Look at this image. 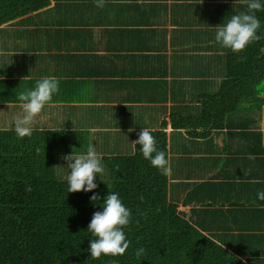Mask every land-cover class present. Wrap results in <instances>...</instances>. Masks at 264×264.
Masks as SVG:
<instances>
[{
	"label": "trees",
	"instance_id": "obj_1",
	"mask_svg": "<svg viewBox=\"0 0 264 264\" xmlns=\"http://www.w3.org/2000/svg\"><path fill=\"white\" fill-rule=\"evenodd\" d=\"M84 3L0 0V29L33 21L49 25L46 31L56 30L62 36L54 40L66 42L80 40L85 26L90 28L88 24L101 25L104 30L118 29L106 16L105 2L102 8L96 6V0ZM146 3L140 13L149 22H140L150 25L149 33L158 32L160 21L152 20L150 12L156 5L164 4L157 0ZM179 8L181 5L177 4L176 10ZM256 15L261 22L258 34L264 37V11ZM23 29L30 30L27 26ZM114 40L115 36L98 38L100 46L109 50L112 46L105 42ZM112 50L109 55H84L78 65L83 60L88 69L103 70L105 65H113V60L120 65L119 49L115 48L113 53ZM224 65L226 77L217 88L208 90L203 83L199 87L190 85V90L183 89L184 93L179 94L180 103L170 114L173 128L185 131L184 140L190 142L188 151L181 149L179 143L176 147L173 136L169 141L165 130L149 129L156 138V147L165 151L170 162L171 172L167 176L144 159L140 146L135 144L131 153L101 156L104 172L97 174L95 182L99 187L93 192L68 193L70 169L60 158L74 149L86 152L90 140L84 131L58 126L59 115L52 117V125L44 116L35 119L30 137H18L14 125L1 127L0 264H264V200L257 195L264 191V136L262 131L251 129L250 117H231L243 101L248 102L244 105L246 115L264 106V87L258 86L264 78V38L253 41L239 53L229 49ZM11 80L0 79V103H5L1 101L4 99L11 102L13 94L3 86V82ZM126 88L132 96L129 90L133 87ZM77 89L65 99L87 93L83 85ZM173 89L176 95L174 86ZM184 101L197 104L181 103ZM191 108L194 110L189 112ZM161 125H167L166 118ZM225 127L232 136L240 135L247 141L245 151L255 156L256 163L245 155L239 173L224 171L195 181L182 201L174 200L178 186L173 184L179 183L176 178L181 165L175 169L172 162L176 157L170 154L171 150L184 151L187 156L194 154L201 164L217 162L222 156L208 153L219 149L213 134ZM251 142L254 147H250ZM27 186L31 187L30 192L26 191ZM96 192L101 199L93 202L90 197ZM109 192L119 193L131 210L130 223L124 228L131 244L124 255L102 254L99 259H92L87 249L94 237L88 232V224L94 212L102 211ZM222 197L224 204L230 205L223 206ZM180 204L191 205L190 217L179 209ZM141 247L146 251L137 259L135 252Z\"/></svg>",
	"mask_w": 264,
	"mask_h": 264
},
{
	"label": "crops",
	"instance_id": "obj_2",
	"mask_svg": "<svg viewBox=\"0 0 264 264\" xmlns=\"http://www.w3.org/2000/svg\"><path fill=\"white\" fill-rule=\"evenodd\" d=\"M80 1L86 2L84 4L88 2ZM146 1L104 0L106 16L118 29L104 30L101 25L88 24L90 28L85 26L80 40L76 41L66 42L63 39L55 41V37H62L56 30L46 31L49 25L33 21L26 24L12 23L5 26L6 28H1L0 79H12L10 82H3V86L8 87V92L14 97L9 98L11 102L5 99L1 101L14 103L15 108L20 109L18 96L21 92L33 89L36 82L45 76L57 77L58 93L53 95L52 100L35 119L44 116L53 122L50 124L52 125L55 123L52 117L59 115L57 125L84 131L100 156L131 153L135 145L133 141L143 128L163 129L168 133L169 141L175 132L185 135L183 129L173 128L170 118L173 110L171 111L169 106L167 113V103L171 101L174 109L175 105L180 103L179 94L184 93L188 84L197 87L202 83L207 84L208 90L220 85L226 77L224 56L229 48L222 47L215 40L216 29L218 25L226 23L231 15L243 12L247 3L246 0H157L164 4L165 8L158 4L150 15L152 20L160 21L161 29L149 33L150 25L140 22H149L140 13L144 5L146 6ZM177 4L181 5V9L176 10ZM134 21L136 22L132 23ZM24 26L30 30H24ZM103 35L115 36L116 40L112 43L106 41L105 44L112 46V53L115 52V48L119 49L117 56L120 65H115L114 60L113 65H105L103 70L88 69V63L83 62L84 60L82 65H78L84 55L87 57L93 53L110 54L109 48L99 44L98 38ZM137 35L139 37L135 39ZM143 39L146 40L141 46ZM8 57L13 60L8 61ZM109 60L108 56L107 61ZM7 69L9 70L6 71ZM197 81L200 83L195 84ZM82 85L86 87L87 93H78L73 99H65L75 94L77 87ZM101 86H108L109 97L95 92ZM173 86L176 95L172 91ZM126 87H133L129 90L132 96L128 95ZM116 88L118 90L113 93ZM150 107L158 110L161 107L162 111L160 113L158 110H151ZM130 110L134 113H130ZM84 113L88 115L85 116ZM161 116L162 119L159 120ZM245 116L252 120L251 129L260 130L252 128V125L257 123L252 113ZM165 118L167 125L162 126L161 122ZM217 131L219 132L213 136L214 143L219 149L215 151L216 153L210 151L208 154L222 156V159L216 162L220 166L218 173L228 171L235 172V175L244 165L243 156L251 154L245 151L247 141L240 135L232 136L228 127ZM260 131L264 136V129ZM226 134H229L230 139L225 136ZM218 135H221L219 143L215 140ZM177 140L180 143L183 139L179 137L175 140L176 147ZM238 140L240 142L236 145ZM251 145L250 147H254L253 142ZM240 147L242 149L238 150ZM173 151L171 150L170 154L177 158L172 162H175L176 169L182 165L178 158L183 154ZM234 156L239 159L229 160ZM253 163L251 164L254 165ZM198 179L176 178L187 183L186 187H189L187 191ZM205 179L207 178L203 177L199 181ZM183 199L184 197L181 201ZM223 200L224 197L221 200L223 206L230 205V202L224 204ZM187 206L191 208V205ZM190 208L187 212L189 217Z\"/></svg>",
	"mask_w": 264,
	"mask_h": 264
},
{
	"label": "clouds",
	"instance_id": "obj_3",
	"mask_svg": "<svg viewBox=\"0 0 264 264\" xmlns=\"http://www.w3.org/2000/svg\"><path fill=\"white\" fill-rule=\"evenodd\" d=\"M247 10L239 14H233L226 23L217 26L215 40L222 47L231 49L234 53L242 52L255 40L264 37L259 35L261 22L256 13L264 11V3L261 0H246ZM97 7L104 6V0H96ZM26 78V77H25ZM59 91V80L55 76H45L38 80L33 89L21 92L18 96L22 115L14 119V131L18 137H30L32 135L31 125L34 119L41 113L55 93ZM134 144L140 146L144 159L149 160L151 165L157 168L160 173L167 176L171 172L169 160L166 153L156 147V138L148 128H143L137 133ZM39 152V149H37ZM70 169L67 176L68 193L93 192L99 187L95 182L97 174L104 172V165L101 156L95 147L89 144L85 153H78L75 149L61 156ZM249 160L255 156L249 154ZM251 169H249V172ZM26 191L30 192L31 187L27 186ZM258 199L264 200V191L259 192ZM91 201L100 200V194L94 193ZM102 211L93 213L88 224V232L94 237L90 240L89 248L92 259H99L101 255L120 256L124 255L129 248L131 241L126 237L124 228L130 223L131 210L121 200L119 193L109 192L101 205ZM144 248H139L135 256L139 259L145 254Z\"/></svg>",
	"mask_w": 264,
	"mask_h": 264
},
{
	"label": "rangeland",
	"instance_id": "obj_4",
	"mask_svg": "<svg viewBox=\"0 0 264 264\" xmlns=\"http://www.w3.org/2000/svg\"><path fill=\"white\" fill-rule=\"evenodd\" d=\"M168 16V15H167ZM7 60H13V58L11 57H8ZM20 60H22L20 58ZM9 69H7L6 71H8ZM200 81H197L195 82V84H199ZM259 87H264V78L261 80V82L259 83L258 85ZM186 89H189L190 90V85H186L185 86V90ZM95 92L101 94L102 96L104 97H109L110 93L108 91V86H101L100 88L96 89ZM113 98V96H112ZM183 104H191L193 103L192 105H196L197 104V101H184V102H181ZM248 104L247 101H243L241 104H240V109L239 111L236 113V114H232L231 117H241V116H245L246 115V112H245V108H244V105ZM15 105L14 103H0V128L1 127H9V126H12L14 125V119L17 115H22V109H17L15 108ZM169 106H171L170 110L172 111L173 110V106H172V102L170 101V103L168 102L167 103V110L169 113ZM164 107V106H163ZM133 109V108H132ZM151 110H154V111H157L158 109L157 108H154V107H150ZM160 110H158V112L161 113L162 109L161 107L159 108ZM194 109L191 108V109H188L189 112H192ZM130 113H134V111H129ZM251 113L253 114V116L256 118L257 120V123L255 125H252V128H255V129H264V106H262L261 108H254V110L251 111ZM85 116H87L88 114L87 113H84ZM136 114V113H135ZM150 114L148 113V116ZM155 117V115H154ZM157 118V117H155ZM44 119H46L47 121H49V123H53L51 122L50 119L44 117ZM162 119V116L159 117V120ZM35 121V119H34ZM169 130V128H168ZM220 136L221 135H218L217 137H215V140L219 143V140H220ZM225 136H227L228 139H230V136L229 134H226ZM179 137H182L183 141H181L179 143V141L177 140V142L179 143V147L185 151H188V147H190V142H185L184 141V137L185 135L181 134V133H178V132H175L173 134V140L175 141L177 138ZM186 138H189V137H186ZM185 138V139H186ZM232 138H235V137H232ZM233 141H235V139H233ZM239 140L236 142V145L239 144ZM242 147H240L238 150H241ZM111 151V150H110ZM109 151H107L108 153ZM131 152V151H130ZM178 152H182L183 155L179 156L178 158V161L179 163H181V167H180V171L181 173L178 175L179 177L177 178H193V179H202L203 177L205 178H208V176H211L213 174H217L218 171L220 170V166H218V164L215 162V161H211V162H207L206 164H201V162L199 161V159L197 157H194L192 155L194 154H191V155H185L186 152L184 151H181L179 150ZM97 153L100 155L99 151H97ZM233 153H235V151H233ZM115 154V153H113ZM117 154H120V153H117ZM128 154V153H127ZM177 159V158H176ZM175 159V160H176ZM235 160H238L239 157H235L234 158ZM233 158H230L229 160H234ZM61 160V158H60ZM63 161V160H62ZM64 165L66 164L65 161H63ZM175 164V162L173 163V165ZM66 166V165H65ZM68 169V167H67ZM65 171V170H64ZM223 172V171H222ZM100 177H102V175H100ZM198 179V180H200ZM192 180V179H191ZM190 181V180H188ZM176 182H179V183H174L173 185L174 186H178L177 187V197L174 198V200H177L179 199L181 201V199L185 196L186 192H187V189L189 187H186V182L185 181H178L176 180ZM194 184H192L193 186ZM189 206H179V209H181L182 211H184V213L186 214V212H189Z\"/></svg>",
	"mask_w": 264,
	"mask_h": 264
}]
</instances>
